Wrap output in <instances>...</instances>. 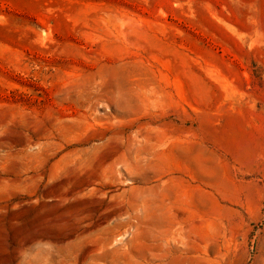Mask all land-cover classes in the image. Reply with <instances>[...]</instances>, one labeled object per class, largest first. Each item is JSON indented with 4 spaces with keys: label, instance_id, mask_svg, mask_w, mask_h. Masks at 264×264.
Returning a JSON list of instances; mask_svg holds the SVG:
<instances>
[{
    "label": "rangeland",
    "instance_id": "obj_1",
    "mask_svg": "<svg viewBox=\"0 0 264 264\" xmlns=\"http://www.w3.org/2000/svg\"><path fill=\"white\" fill-rule=\"evenodd\" d=\"M166 212L264 264V0H0V264H158Z\"/></svg>",
    "mask_w": 264,
    "mask_h": 264
},
{
    "label": "bare ground",
    "instance_id": "obj_2",
    "mask_svg": "<svg viewBox=\"0 0 264 264\" xmlns=\"http://www.w3.org/2000/svg\"><path fill=\"white\" fill-rule=\"evenodd\" d=\"M130 163H131V161H130ZM136 163H138V161ZM126 164H128V163H126ZM135 165L138 166V164H135ZM126 167H127L126 171H129V175L131 174V172L133 170L136 169V168L135 169L130 168L129 165H127ZM134 173H136V175H137V171ZM139 173L140 172H138V174ZM151 202H152V194H151L150 190L144 191L141 194L140 198L131 201V203L134 205L133 206L134 209L138 208V209H141L143 211L142 215L140 214L136 217L138 220L137 226H139L140 224L143 225L145 223V221H148L149 219L152 218L151 211L149 213L147 212V209L151 205ZM168 213L166 212V213L161 214V216L159 217V221L157 220L158 222H160V223H158L159 225H156L155 223H151V224H153V225H151L153 227H148L149 226V225H147L148 222L146 224L147 227L149 228V231H151V233H152V238H153V241L155 242V245L156 246L158 245L162 248V253L152 255L153 258H156L159 260L158 264H171L170 259L172 257H174L175 255H178L179 251L185 250V247L187 245V242L184 241V239H181L178 242L177 241L178 237L177 236L174 237L176 235V233L178 232V231L175 232V226L177 224L176 223L177 220L175 218H173V216L171 214H168ZM154 225H156V226H154ZM176 230H178V229L176 228ZM176 238H177V240H176ZM108 240L106 242L104 240V243L107 244ZM174 259H175V257H174ZM142 264H151V262L149 259L146 258V260Z\"/></svg>",
    "mask_w": 264,
    "mask_h": 264
}]
</instances>
